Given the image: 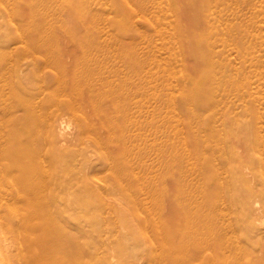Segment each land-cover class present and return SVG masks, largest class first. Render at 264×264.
Segmentation results:
<instances>
[{"label": "rangeland", "instance_id": "obj_1", "mask_svg": "<svg viewBox=\"0 0 264 264\" xmlns=\"http://www.w3.org/2000/svg\"><path fill=\"white\" fill-rule=\"evenodd\" d=\"M21 17L27 39L54 44L39 84L23 60L24 94L41 90L73 140L58 164L74 186L57 200L72 201L74 233L109 252L211 243L196 264H264V0H0V46ZM74 114L96 133L87 143ZM113 159L137 201L120 197L129 179L111 188Z\"/></svg>", "mask_w": 264, "mask_h": 264}, {"label": "bare ground", "instance_id": "obj_2", "mask_svg": "<svg viewBox=\"0 0 264 264\" xmlns=\"http://www.w3.org/2000/svg\"><path fill=\"white\" fill-rule=\"evenodd\" d=\"M5 14H8L6 9ZM20 20V24H10L19 32L17 38L5 40L0 46V264H136V260L141 261L145 257L152 261L151 264H196L200 250L214 251L217 246L211 243L197 248L185 243L184 246L164 245L166 248L153 252L150 245H154V239L143 238L144 247L140 252L122 248L109 252L98 237L74 233L72 201L57 200L59 191H71L74 186L70 178H61L63 167L58 164H67L75 158L74 154H60L63 143L73 140L66 136L63 123L59 122L52 107L44 110L41 90L36 89L33 96L24 94L23 60L30 59L36 84H39L42 81L44 56L48 58L47 52L54 54V44L42 45L36 34L27 39L23 33H26L29 24L24 17ZM10 21H15V16H11ZM16 41L19 43L15 44ZM73 117H79L80 121L77 122L80 126L74 137L77 142L84 144L88 139H93L96 133L88 127L84 118L78 114ZM117 131L110 128L108 133ZM105 140H96L100 151ZM49 143L53 157L49 153ZM103 154L99 155L100 159ZM117 164L115 159L111 160L109 169L113 170L111 175L114 178L111 188H116L124 179L133 176L131 170L123 172L117 168ZM92 183L88 177L81 188L87 193L95 192ZM136 184L137 179L134 178L129 179L125 186L122 184L124 188L120 197L137 201L134 195ZM201 222L202 219L195 230L200 229ZM260 233H263V229ZM260 252L264 253V246ZM231 253L240 254L236 251ZM246 257L243 254L237 259L241 260V264H248ZM210 259V256H204V260ZM261 259L259 257L257 260ZM253 260L250 259L251 264ZM216 264L222 263L218 261Z\"/></svg>", "mask_w": 264, "mask_h": 264}]
</instances>
